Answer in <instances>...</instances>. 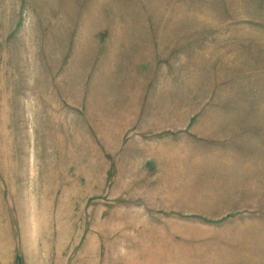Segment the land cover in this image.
Returning <instances> with one entry per match:
<instances>
[{
	"label": "rangeland",
	"instance_id": "obj_1",
	"mask_svg": "<svg viewBox=\"0 0 264 264\" xmlns=\"http://www.w3.org/2000/svg\"><path fill=\"white\" fill-rule=\"evenodd\" d=\"M0 264H264V0H0Z\"/></svg>",
	"mask_w": 264,
	"mask_h": 264
}]
</instances>
